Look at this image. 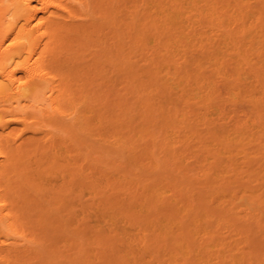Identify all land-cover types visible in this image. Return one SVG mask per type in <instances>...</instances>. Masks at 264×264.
Returning <instances> with one entry per match:
<instances>
[{"label":"bare ground","instance_id":"1","mask_svg":"<svg viewBox=\"0 0 264 264\" xmlns=\"http://www.w3.org/2000/svg\"><path fill=\"white\" fill-rule=\"evenodd\" d=\"M22 180L42 264H264V0H0L4 237Z\"/></svg>","mask_w":264,"mask_h":264},{"label":"rangeland","instance_id":"2","mask_svg":"<svg viewBox=\"0 0 264 264\" xmlns=\"http://www.w3.org/2000/svg\"><path fill=\"white\" fill-rule=\"evenodd\" d=\"M231 104L233 103H230L228 106V103H225L224 104L225 109H228V107L232 106ZM245 106L247 107L246 103L244 102L240 101V103H237L236 108L238 107L237 108L239 110L238 113L239 112L241 113L240 109L243 108L244 110ZM232 107L235 108V105L233 104ZM237 109H235L234 111H236ZM11 127L19 129L20 125L17 124L16 122H11ZM17 132L19 131L17 130ZM193 158L191 159V161H189L191 167H193L194 165L197 166L196 165L197 163L196 164L194 163L195 159L194 162L192 161ZM23 182L24 181L22 180L19 183H15L14 185L10 184L12 187L18 190L15 193L16 200H17V196H21L22 194H24V192H25L24 194L25 197L23 202H21V198H18V201L16 203L17 206L15 209L13 207L10 208L12 213V220L14 221V225H15L13 232L10 233V235L7 237H4L2 236L3 234H0V240H5V243L10 248L7 252L0 253V264H3L2 260L4 257H6L7 259L5 264H42L39 262L40 261L39 249H40V244L44 242L43 239H45V237L42 234V229L39 224L40 223L39 220L41 217L40 215L43 212L42 207L39 204L40 197L37 196L35 191H33L32 189H28L29 187L24 185ZM86 200H88V194L87 191H84L82 196V201H86ZM89 212L84 213L85 214L84 219L87 223H89V224L86 223L87 225H92V224L94 225V219L96 221L95 218L96 216L93 211L90 210ZM79 214L83 216V213H81V211L79 212ZM120 225L122 224L120 223ZM127 226L128 225L125 224L126 228H128ZM123 227H124V223L123 226H121V228Z\"/></svg>","mask_w":264,"mask_h":264}]
</instances>
